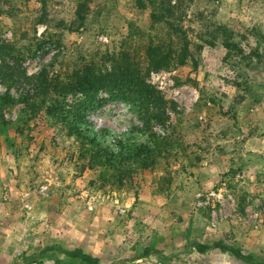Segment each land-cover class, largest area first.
Returning a JSON list of instances; mask_svg holds the SVG:
<instances>
[{
	"label": "rangeland",
	"instance_id": "374dc122",
	"mask_svg": "<svg viewBox=\"0 0 264 264\" xmlns=\"http://www.w3.org/2000/svg\"><path fill=\"white\" fill-rule=\"evenodd\" d=\"M182 2L178 24L196 44L194 35L211 18L247 49L257 39L255 30L264 34V0ZM0 13V68L17 73L12 88L0 81V96L31 92L43 71L53 77L93 63L111 70L107 60L115 61L129 47L146 73L151 37L166 44L174 40L163 25L152 24L136 0H0ZM131 24L143 39H131ZM174 48H180L175 40ZM226 53L205 46L197 65L189 61L146 76L166 113L165 124L152 121V130L172 137L176 148L169 161L145 175L146 193L138 199L93 185L96 174L46 117L22 131L21 107H5L0 264L77 262L59 251L31 262L52 246L82 250L100 264H251L220 245L264 262V63L236 66L225 60ZM153 73L167 77L170 86L160 88ZM118 96L99 93L106 103L93 114L97 125L121 123L125 129L129 120L140 122L141 100Z\"/></svg>",
	"mask_w": 264,
	"mask_h": 264
},
{
	"label": "trees",
	"instance_id": "16d2710c",
	"mask_svg": "<svg viewBox=\"0 0 264 264\" xmlns=\"http://www.w3.org/2000/svg\"><path fill=\"white\" fill-rule=\"evenodd\" d=\"M173 1L136 0V6L143 14L150 15L153 25H163L172 33L180 45L179 50L174 48L173 39L166 44L156 42L151 37L145 47L148 63L146 73L135 65L129 54L131 47L127 48L129 52L124 51L115 61L107 60L112 64L111 70L105 67L107 64L101 66L93 63L76 72L53 77L43 71L36 84L32 85L31 92L22 93L17 90L18 97L10 93L0 96V125H8L3 116L5 107H21L19 114L22 131L31 130L30 122L40 116L46 117L51 128L73 141L79 159L89 171L96 174L93 185L106 192L125 191L136 199L143 197L146 193L145 175L155 171L161 163L169 161L175 155L176 148V141L172 137L159 136L152 130V121L165 124L166 113L163 98L147 84L146 76L151 71L186 66L189 61L197 65L198 56L205 46L212 49L221 47L227 52L225 60L234 62L236 66L252 67L264 63L263 33L255 30L254 36L257 39L247 49L231 29L211 18L203 24L202 31L194 35L199 40L196 44L190 39L188 31L178 24L184 13L182 0H176L174 5ZM130 28L131 39H143L141 30L133 28L132 24ZM16 74L13 68L1 66L0 81H8V88H12ZM101 92L115 93L121 101L136 102L140 99L139 104L143 109L140 122L129 120L125 129L120 128L121 123L117 126L97 125L93 114L99 111L102 107L100 105L106 103V100L98 98ZM79 96L82 98L74 104L68 102L70 97ZM157 190L162 192L164 189L158 187ZM220 246L247 263L264 264L255 255L246 256L232 247ZM58 251L77 261L72 264H100L97 258L82 250L65 251L58 246L47 247L31 262L36 263L39 258Z\"/></svg>",
	"mask_w": 264,
	"mask_h": 264
},
{
	"label": "built area",
	"instance_id": "2783aa9c",
	"mask_svg": "<svg viewBox=\"0 0 264 264\" xmlns=\"http://www.w3.org/2000/svg\"><path fill=\"white\" fill-rule=\"evenodd\" d=\"M163 75L161 74V73H153L152 75H151V79L157 84H160V88H167V87H169L170 86V84H169V82H168V78L167 77H162ZM212 196H214L215 194L214 193H212L211 194ZM197 198L199 199V200H202V198H203V195L202 194H200V193H198L197 194Z\"/></svg>",
	"mask_w": 264,
	"mask_h": 264
}]
</instances>
